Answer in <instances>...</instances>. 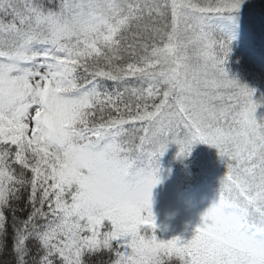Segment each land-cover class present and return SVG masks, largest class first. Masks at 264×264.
<instances>
[{
  "label": "snow or ice",
  "instance_id": "obj_1",
  "mask_svg": "<svg viewBox=\"0 0 264 264\" xmlns=\"http://www.w3.org/2000/svg\"><path fill=\"white\" fill-rule=\"evenodd\" d=\"M240 2L0 0V251L10 210L14 264L29 241L32 264H264V124L212 22ZM196 142L225 164L216 199L189 240L143 233L153 157Z\"/></svg>",
  "mask_w": 264,
  "mask_h": 264
},
{
  "label": "trees",
  "instance_id": "obj_2",
  "mask_svg": "<svg viewBox=\"0 0 264 264\" xmlns=\"http://www.w3.org/2000/svg\"><path fill=\"white\" fill-rule=\"evenodd\" d=\"M256 1V7L257 4L264 5V0H255ZM259 1V2H257ZM43 2L46 5L55 6L59 3V0H43ZM256 9V10H253ZM258 8L254 7H246L239 10H234L232 12L221 14L222 17L226 19V17L230 15V17H242L245 21V24H239V22L236 24L233 21V26H223L221 27L214 19L213 24L215 25V28L217 32L228 38V53L225 59L224 68L227 70H230L231 73H236L239 75H245L241 71H239L237 68H243L244 70L246 67H248V61H252L256 65L252 67L259 69L264 74V60H261L262 51L261 49L264 47V12L258 11ZM231 18V19H232ZM230 20V18H227L226 20ZM224 20V23H226ZM228 20V21H229ZM231 27V28H228ZM248 29L250 32V35L245 37H241V31H246ZM245 34V32H243ZM260 43V45H258ZM237 48L240 50L238 51ZM235 56V58L232 56V54ZM260 57V61L258 63L257 59ZM234 63H237L239 67H234ZM244 77H247L244 76ZM240 77V81H237L240 83L241 81L244 82L246 85L254 84L252 79H246ZM244 80V81H243ZM134 83V81H133ZM109 87H111V82H107ZM241 84V83H240ZM243 84V85H244ZM248 87V86H247ZM252 87V86H250ZM249 88V87H248ZM255 90V89H254ZM259 95L262 97L261 93ZM172 145L173 149L178 152V145L175 143H169L167 145V148ZM163 152V155L171 154L168 149ZM171 148V147H169ZM159 155V154H157ZM153 157V160L156 158V161H153L154 167H164L167 169V166L169 167V164L167 161L160 160L158 156ZM172 155V154H171ZM176 155V154H174ZM161 156V155H160ZM139 165V162H138ZM182 170L180 169L178 171L170 172L169 178L172 181L171 185L172 187L170 190H168L167 195L173 200H177L180 203H175L177 206L185 205V202H187L190 199L196 198L198 195L196 191V184L200 178L202 177L204 172L205 177H208L209 174H212V178L214 176L216 179L220 180L225 175V164L221 157L218 155V152L214 146L202 143V142H196L191 146L190 152L188 155H182ZM177 168V167H176ZM204 168V169H203ZM206 171V172H205ZM202 173V174H201ZM214 174V175H213ZM215 179V178H214ZM167 182V180L165 179ZM204 184H206L205 180H202ZM217 181H215L216 183ZM218 189H214V199H216L218 195ZM194 202V201H193ZM193 202L191 204H193ZM19 207L24 208V199L19 202ZM29 209H24V211H17L16 215L20 217L21 219L25 218L27 215V212ZM6 215L8 217V225H7V236H6V246L3 248L2 251H0V264H14V256L12 253V212L10 210H5ZM105 224H108L110 227L109 222H105ZM142 230V228H141ZM29 247L31 249V254L28 257L29 264H32L33 257L37 255L36 253V242L35 241H29ZM114 258V254L112 253H101L92 257H86L87 264H110L111 260Z\"/></svg>",
  "mask_w": 264,
  "mask_h": 264
},
{
  "label": "rangeland",
  "instance_id": "obj_3",
  "mask_svg": "<svg viewBox=\"0 0 264 264\" xmlns=\"http://www.w3.org/2000/svg\"><path fill=\"white\" fill-rule=\"evenodd\" d=\"M259 2V1H257ZM256 1L255 0H241L239 4V9H243L246 7H254L258 8V11L264 12V5L257 4L256 7ZM256 10V9H253ZM227 18H230V20H226ZM229 17L227 16L226 19L222 17V15H218L214 17V20L221 26H233V21L237 24H245V21L242 17ZM224 20H226L224 23ZM214 22V21H212ZM231 28V27H228ZM252 31V30H251ZM248 29H246L245 34L241 31L240 36L247 37L250 35V32ZM260 45V43H258ZM238 51H240L237 48ZM262 55L261 60H264V47L261 49ZM232 54V53H231ZM232 56L235 58V56L232 54ZM258 63L260 61V57L256 58ZM248 67L245 68H237L239 67L237 63H234V67H236L239 71L244 73L245 75H237L236 73H231L230 70H227V74L229 78L237 79L240 81V77L245 78L244 80L252 79L254 84L246 85L244 82H240L242 85L248 86L250 89H253L252 93V99L257 103L256 110L254 112V116L258 123L264 124V74L256 68L252 67L256 65L252 61H248ZM247 77H244L246 76ZM243 80V81H244ZM252 86V87H250ZM255 89V90H254ZM263 95L262 97L259 95ZM171 147V148H169ZM167 149L171 152V154H159L157 155L160 160L167 161L169 164V167L167 166V169L160 166L158 168V176H159V182L151 189V212L155 219V225L156 227L149 228L146 225L141 226L142 232L146 233L148 235L155 234L158 239H171L173 237H179L182 240H189L191 237L195 234V229L198 227L201 223V216L204 213V211L211 205V203L215 200L214 199V189L219 188L220 186V180L212 178V174L210 173L208 177H205L204 172L202 171L203 175L200 176L196 191L198 195L196 198L190 199L187 202H185V205L177 206L175 203H180L177 200H173L167 195L168 190L172 187L171 180L169 178L170 172L173 171H180L182 170V155L178 156L177 152L173 149V146L170 145ZM176 154V155H174ZM161 155V156H160ZM156 157V156H155ZM157 158V157H156ZM156 158L153 160L156 161ZM177 167V168H176ZM204 169V168H203ZM206 172V171H205ZM201 173V174H202ZM214 175V174H213ZM167 180V182L165 181ZM202 180H205L206 184L202 182ZM215 181H217L215 183ZM214 193V194H213ZM194 201V202H193ZM193 202V204H191ZM146 214V213H144Z\"/></svg>",
  "mask_w": 264,
  "mask_h": 264
},
{
  "label": "clouds",
  "instance_id": "obj_4",
  "mask_svg": "<svg viewBox=\"0 0 264 264\" xmlns=\"http://www.w3.org/2000/svg\"><path fill=\"white\" fill-rule=\"evenodd\" d=\"M257 222L261 227H264V216L259 217Z\"/></svg>",
  "mask_w": 264,
  "mask_h": 264
}]
</instances>
